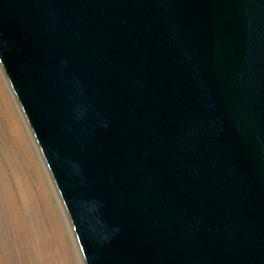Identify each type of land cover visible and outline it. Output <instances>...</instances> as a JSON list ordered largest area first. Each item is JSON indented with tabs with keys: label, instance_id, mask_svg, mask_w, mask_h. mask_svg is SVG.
<instances>
[{
	"label": "water",
	"instance_id": "95a60500",
	"mask_svg": "<svg viewBox=\"0 0 264 264\" xmlns=\"http://www.w3.org/2000/svg\"><path fill=\"white\" fill-rule=\"evenodd\" d=\"M0 66L85 264H264V0H0Z\"/></svg>",
	"mask_w": 264,
	"mask_h": 264
},
{
	"label": "bare ground",
	"instance_id": "6f19581e",
	"mask_svg": "<svg viewBox=\"0 0 264 264\" xmlns=\"http://www.w3.org/2000/svg\"><path fill=\"white\" fill-rule=\"evenodd\" d=\"M9 86L0 66V95L8 123L18 136V142L32 171V184L29 176L21 171L13 172V187L6 178L0 179V206L5 209L7 218L12 219L11 227L15 231L13 250L18 254L21 264H25L24 259L27 264H57V254L62 261L67 260L68 251L76 257V264H85L63 202L57 194L48 167ZM41 208L45 211L49 225ZM5 228V223L1 220L2 234ZM8 254L0 238V264H7Z\"/></svg>",
	"mask_w": 264,
	"mask_h": 264
},
{
	"label": "rangeland",
	"instance_id": "374dc122",
	"mask_svg": "<svg viewBox=\"0 0 264 264\" xmlns=\"http://www.w3.org/2000/svg\"><path fill=\"white\" fill-rule=\"evenodd\" d=\"M17 137H18L17 134L14 133V131L11 129V127L8 123L5 105H4V102H3L1 95H0V179L6 178V180L10 182L9 184H11L12 187H13V172L14 173H20V171H21L22 174L24 173L26 176L28 175L30 178L31 184H32V177H31L32 171H31V168H29V166H28L27 158H26L25 153L22 150V148L18 142ZM36 145H37V143H36ZM2 169H3V171H2ZM57 194H58V192H57ZM41 210H42V213L44 215V218H46V223L49 225L45 211L43 210V208H41ZM6 215H7V213L5 212V209L3 207L1 208V206H0V218L5 223V227H6L5 228L6 230L4 231L5 235L2 234V230L0 229V234H1L0 238L4 244L5 251L7 252V254L9 253L6 261H7V264H21L18 254H16L15 251L13 250L12 240L14 239L15 231H14V228L11 227L13 225L12 219L10 218V220H9ZM5 218H6V220H5ZM8 221H10V222H8ZM7 224H8V226H7ZM73 248H74V246H73ZM60 258L61 257H59V255L57 254V259H58L57 264H76V259H75L76 257H73L72 254L69 253V251L67 252V258H66L67 260L62 261V258H61V262H62L61 263ZM17 260H19V262ZM24 263L27 264L25 259H24Z\"/></svg>",
	"mask_w": 264,
	"mask_h": 264
}]
</instances>
